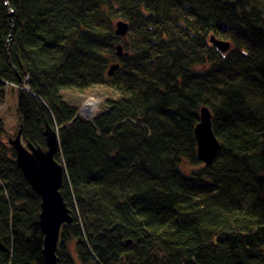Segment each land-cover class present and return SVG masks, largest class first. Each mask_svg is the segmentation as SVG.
<instances>
[{
	"label": "trees",
	"instance_id": "1",
	"mask_svg": "<svg viewBox=\"0 0 264 264\" xmlns=\"http://www.w3.org/2000/svg\"><path fill=\"white\" fill-rule=\"evenodd\" d=\"M5 85L18 101L27 87L24 143L46 149V124L58 134L71 216L58 264H264V0H0ZM100 86L119 97L91 119L64 99ZM203 106L220 144L210 168ZM15 157L0 141V264H44L40 198Z\"/></svg>",
	"mask_w": 264,
	"mask_h": 264
},
{
	"label": "water",
	"instance_id": "2",
	"mask_svg": "<svg viewBox=\"0 0 264 264\" xmlns=\"http://www.w3.org/2000/svg\"><path fill=\"white\" fill-rule=\"evenodd\" d=\"M128 31V23L116 22L115 34L117 37L126 38ZM209 42L221 53H226L231 47L229 41L215 39L213 36H210ZM116 52L117 57L126 56L121 44L116 46ZM119 67V64L112 65L108 70V75L113 76ZM23 92V90L19 92V108ZM85 111V107L79 111L84 118L91 119L92 116H95V113L90 116ZM21 128L20 123L15 138L9 139L8 145L15 151L16 167L22 172L33 192L40 198L39 224L44 236L42 251L44 264H58L56 250L60 231L65 224L71 221L70 210L60 193L65 171L64 167L55 159V155L59 151L58 134L46 124L43 132L46 149H42L30 143H24L21 137ZM194 134L198 160L206 167H212L220 144L212 129L211 111L205 106L199 110V122L194 129ZM130 244V240L125 243L126 246Z\"/></svg>",
	"mask_w": 264,
	"mask_h": 264
},
{
	"label": "rangeland",
	"instance_id": "3",
	"mask_svg": "<svg viewBox=\"0 0 264 264\" xmlns=\"http://www.w3.org/2000/svg\"><path fill=\"white\" fill-rule=\"evenodd\" d=\"M222 2H234L235 0H221ZM8 85H5L3 88V92H0V120L3 124L4 134L1 136L0 141L5 146L11 148L8 145L9 139H14L20 125V117H19V101H18V93L17 88H13ZM25 89H23L24 91ZM64 99L71 105L79 109V111L83 107H89L87 103L92 102L94 106V113L96 114L103 106L104 102L111 98L116 99L119 97V94L111 88L100 86L96 87L88 92L83 94L76 93L74 91H66L63 93ZM88 115L92 116L93 114H89V112L85 111ZM94 116H92L93 118ZM13 149V148H12ZM204 165V164H203ZM198 167H194L187 162H184L181 165V169L186 174H189L192 170L197 169Z\"/></svg>",
	"mask_w": 264,
	"mask_h": 264
},
{
	"label": "bare ground",
	"instance_id": "4",
	"mask_svg": "<svg viewBox=\"0 0 264 264\" xmlns=\"http://www.w3.org/2000/svg\"><path fill=\"white\" fill-rule=\"evenodd\" d=\"M87 104L89 105V107H86V111L89 112V114H93L95 110L92 102H89Z\"/></svg>",
	"mask_w": 264,
	"mask_h": 264
},
{
	"label": "built area",
	"instance_id": "5",
	"mask_svg": "<svg viewBox=\"0 0 264 264\" xmlns=\"http://www.w3.org/2000/svg\"><path fill=\"white\" fill-rule=\"evenodd\" d=\"M23 89H25L26 91H27V87L25 86V87H23Z\"/></svg>",
	"mask_w": 264,
	"mask_h": 264
}]
</instances>
